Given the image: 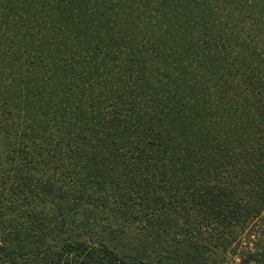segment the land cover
Returning <instances> with one entry per match:
<instances>
[{
    "label": "trees",
    "instance_id": "obj_1",
    "mask_svg": "<svg viewBox=\"0 0 264 264\" xmlns=\"http://www.w3.org/2000/svg\"><path fill=\"white\" fill-rule=\"evenodd\" d=\"M0 264H264V0H0Z\"/></svg>",
    "mask_w": 264,
    "mask_h": 264
}]
</instances>
